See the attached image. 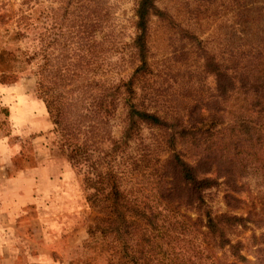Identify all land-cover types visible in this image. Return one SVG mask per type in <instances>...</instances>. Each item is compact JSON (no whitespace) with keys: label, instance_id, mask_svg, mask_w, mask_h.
<instances>
[{"label":"trees","instance_id":"16d2710c","mask_svg":"<svg viewBox=\"0 0 264 264\" xmlns=\"http://www.w3.org/2000/svg\"><path fill=\"white\" fill-rule=\"evenodd\" d=\"M106 2L57 0L31 53L0 49L1 84L20 58L35 66L51 131L94 213L88 234L110 245L109 264H264V1L237 0L242 43L219 56L196 45L211 91L157 81L151 19L196 41L157 0L134 1L127 42Z\"/></svg>","mask_w":264,"mask_h":264},{"label":"rangeland","instance_id":"374dc122","mask_svg":"<svg viewBox=\"0 0 264 264\" xmlns=\"http://www.w3.org/2000/svg\"><path fill=\"white\" fill-rule=\"evenodd\" d=\"M134 1L106 2L122 42L131 34ZM237 5V0H157L175 25L196 38L181 39L164 22L151 19L149 62L157 81L176 85L189 78L211 91L212 79L202 71L196 45L219 56L226 45L242 43ZM56 7L57 0H0V49L10 55L31 53L36 37L51 32L50 10ZM19 12L26 19L16 28ZM250 19L246 35L251 36L257 24L252 15ZM15 32L20 34L16 39ZM34 68L20 58L12 82L0 83V90L9 91L8 96L0 91V264H109L110 245L94 231L88 234L94 213L85 202L80 174L58 148L36 93ZM257 188L251 180L250 191ZM246 195L238 198L246 201ZM248 260L252 262L250 256Z\"/></svg>","mask_w":264,"mask_h":264},{"label":"crops","instance_id":"0c3cea01","mask_svg":"<svg viewBox=\"0 0 264 264\" xmlns=\"http://www.w3.org/2000/svg\"><path fill=\"white\" fill-rule=\"evenodd\" d=\"M2 90H3V89H2ZM2 90H0V91H2ZM8 93H9V91L6 90V89H4V90L2 91V94H5V95H7V96L9 95ZM2 99H3V101L8 102V101H7V100H8L7 97H4V98H2Z\"/></svg>","mask_w":264,"mask_h":264}]
</instances>
